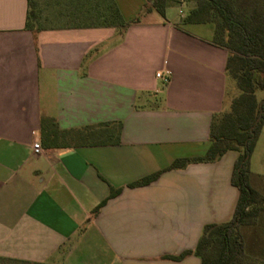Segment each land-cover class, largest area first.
<instances>
[{
    "label": "crops",
    "instance_id": "crops-1",
    "mask_svg": "<svg viewBox=\"0 0 264 264\" xmlns=\"http://www.w3.org/2000/svg\"><path fill=\"white\" fill-rule=\"evenodd\" d=\"M66 1L0 0V259L200 264L164 257L231 220L237 153L169 167L204 155L236 93L227 50L212 25L181 24V6L162 17L144 0H112L118 25L77 21Z\"/></svg>",
    "mask_w": 264,
    "mask_h": 264
},
{
    "label": "trees",
    "instance_id": "trees-1",
    "mask_svg": "<svg viewBox=\"0 0 264 264\" xmlns=\"http://www.w3.org/2000/svg\"><path fill=\"white\" fill-rule=\"evenodd\" d=\"M27 1L31 6L32 0ZM175 1L179 0H144V10H154L164 17L166 8ZM111 16L108 23L122 25L115 5ZM182 23L212 25V43L228 52L226 74L234 83L236 93L231 96L228 109L214 115L204 155L176 159L169 169L184 168L190 163L214 162L234 151L237 158L230 181L238 190V199L231 220L206 224L194 249L164 258L179 261L193 254L200 258V264H243L245 245L240 228L249 225L264 211V199L249 183L250 155L264 125V94L259 96L260 92L264 93V0H196ZM158 174H151L129 186L146 185ZM118 192L112 190L109 197ZM100 206L94 209V215Z\"/></svg>",
    "mask_w": 264,
    "mask_h": 264
},
{
    "label": "rangeland",
    "instance_id": "rangeland-1",
    "mask_svg": "<svg viewBox=\"0 0 264 264\" xmlns=\"http://www.w3.org/2000/svg\"><path fill=\"white\" fill-rule=\"evenodd\" d=\"M63 3V2H62ZM196 4V0H179L172 2L169 6L180 7V12L188 13ZM66 12L71 18H75L77 21L84 22H110L112 20V8L114 9V3L112 0H67ZM178 10V9H177ZM132 11H129L131 13ZM186 13V14H187ZM80 17V18H79ZM102 17V18H101ZM85 18V20H83ZM183 19V18H182ZM183 24V23H181ZM211 24H209L210 26ZM230 87H234V83L230 80ZM264 93L260 92L259 96H263ZM257 146L252 151L249 159L254 164L257 162V170L261 172L257 175L249 177L250 185L256 189L260 196L264 199V125L262 126L258 139ZM255 169V168H254ZM263 206H264V202ZM244 236V258L243 264H264V211H262L258 217L253 219L249 225L240 228ZM0 264H25L16 261L2 260Z\"/></svg>",
    "mask_w": 264,
    "mask_h": 264
},
{
    "label": "built area",
    "instance_id": "built-area-1",
    "mask_svg": "<svg viewBox=\"0 0 264 264\" xmlns=\"http://www.w3.org/2000/svg\"><path fill=\"white\" fill-rule=\"evenodd\" d=\"M156 76L160 78L163 83H168L170 79V73L168 71L164 73L158 72ZM32 146H33V151L35 154H38L42 151V148L38 142H34Z\"/></svg>",
    "mask_w": 264,
    "mask_h": 264
}]
</instances>
